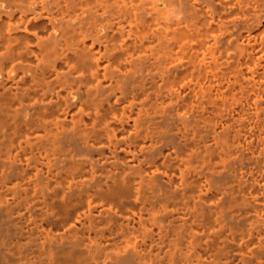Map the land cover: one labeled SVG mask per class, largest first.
Returning <instances> with one entry per match:
<instances>
[{"label": "bare ground", "instance_id": "1", "mask_svg": "<svg viewBox=\"0 0 264 264\" xmlns=\"http://www.w3.org/2000/svg\"><path fill=\"white\" fill-rule=\"evenodd\" d=\"M0 264H264V0H0Z\"/></svg>", "mask_w": 264, "mask_h": 264}]
</instances>
